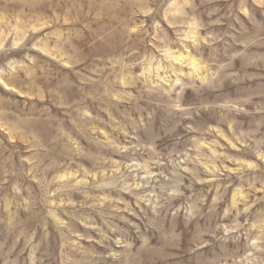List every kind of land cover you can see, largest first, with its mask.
<instances>
[{
	"label": "rangeland",
	"instance_id": "rangeland-1",
	"mask_svg": "<svg viewBox=\"0 0 264 264\" xmlns=\"http://www.w3.org/2000/svg\"><path fill=\"white\" fill-rule=\"evenodd\" d=\"M115 3L86 27L70 22L75 13L50 22L41 0H0V43L14 45L0 57V94L49 104L68 86L62 72L81 74L68 58L79 61L85 39L93 55L83 75L99 81L100 98L84 101L90 122L73 114L55 147L13 137L0 155V227L22 230L17 251L36 245L43 264H74L81 246L100 247L104 220L123 228L120 215L142 219L145 209L160 232L171 236L179 224L205 240L238 213L264 216V0ZM25 44L39 58L32 68ZM156 202L162 216L151 212ZM215 260L261 264L264 253L240 237Z\"/></svg>",
	"mask_w": 264,
	"mask_h": 264
},
{
	"label": "clouds",
	"instance_id": "clouds-1",
	"mask_svg": "<svg viewBox=\"0 0 264 264\" xmlns=\"http://www.w3.org/2000/svg\"><path fill=\"white\" fill-rule=\"evenodd\" d=\"M41 3L53 13L50 22L58 20L55 15L57 12L61 16L75 13V16L70 17V22L80 18L85 22L86 27L98 20L107 19L112 8L117 6L115 0H41ZM261 6L264 7V4ZM96 38L100 39L99 36ZM13 39L23 38L13 37ZM39 43L40 41L29 42L31 47H36ZM29 44L23 45L20 55L28 62L27 67L32 68L33 62L39 58L31 53ZM87 44V39L81 43V48L85 51L79 61L68 58L74 70L78 62L82 64L79 69L81 74L62 72L61 79L68 80V86L50 93L49 104L44 106L28 104L18 97L6 98L0 94V155L10 147L6 141L13 137L27 141L34 149L45 146L49 149L55 147L65 139L64 129L68 127V120L73 118V114H75L73 122L91 121V113L84 105V101L90 94L94 99H99L101 94L97 92L99 81H93L90 76L83 75L90 67V63L85 61H90L93 55L92 50L87 49ZM13 47L12 44L4 47V43H0V57L7 58ZM61 59L63 61L64 57ZM2 82L0 80V83ZM20 87L23 95L33 94L30 84ZM53 105H60L68 111L62 113L53 108ZM92 107L95 110V106ZM4 133L7 135L5 136ZM11 147L15 152L19 145ZM162 208L163 205L156 202L151 212L156 216H162ZM124 211L130 209L126 208ZM132 215L136 214L132 213ZM142 216V219L137 217L136 220H126L120 215L119 220L126 225L123 228L110 220H104L98 229L99 239L96 241L100 247L92 246L85 249L81 246L77 249V252L82 254L81 259L74 261V264H218L215 257L224 251L226 242L231 240L238 245L240 237H244L255 251L264 253V216H257L255 212L248 215L238 213L228 228L223 230V235H220L219 228L205 233L210 237L209 240L194 238L190 230L186 232L180 229L179 224L176 225L179 231L174 230L170 236L154 226V216L150 215L147 209L143 211ZM84 223L87 227L86 217ZM22 235L23 231L17 233L11 224L6 228L0 227V264H43V261L38 262L35 256L38 250L36 245L31 246L32 250L27 256L17 251V244ZM209 244L212 246L206 247ZM27 247L28 244L25 245V248ZM48 264H53V261L49 260ZM224 264H227V261ZM261 264H264V260Z\"/></svg>",
	"mask_w": 264,
	"mask_h": 264
}]
</instances>
